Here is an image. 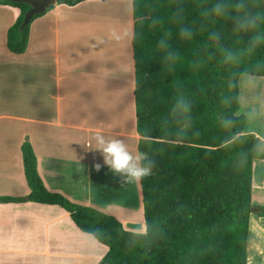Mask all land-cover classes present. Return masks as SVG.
Segmentation results:
<instances>
[{"label":"trees","instance_id":"obj_1","mask_svg":"<svg viewBox=\"0 0 264 264\" xmlns=\"http://www.w3.org/2000/svg\"><path fill=\"white\" fill-rule=\"evenodd\" d=\"M217 3L224 15L211 13ZM0 5L19 11L7 49L24 54L30 24L53 6L22 28L30 7ZM249 14L258 17L256 27L240 29ZM132 17L137 152L153 161L140 181L145 233L126 231L114 217L48 192L24 142L27 200L64 209L81 232L108 249L98 264H246L250 217L264 218V207L252 204L253 163L264 160V144L244 134L239 79L264 77V0H132ZM185 27L191 39L181 36ZM179 97L190 103L186 121L173 111ZM23 201L0 197L2 204Z\"/></svg>","mask_w":264,"mask_h":264},{"label":"crops","instance_id":"obj_2","mask_svg":"<svg viewBox=\"0 0 264 264\" xmlns=\"http://www.w3.org/2000/svg\"><path fill=\"white\" fill-rule=\"evenodd\" d=\"M18 16L16 8L0 5V197L24 199L0 203V264H98L108 249L64 209L26 200L21 147L31 145L48 192L121 224L123 209L143 217L140 181L104 165L93 139L99 131L137 153L132 0L56 3L30 24L21 55L7 49ZM256 206L264 207V195ZM252 220L264 227V218L252 215L248 240Z\"/></svg>","mask_w":264,"mask_h":264},{"label":"clouds","instance_id":"obj_3","mask_svg":"<svg viewBox=\"0 0 264 264\" xmlns=\"http://www.w3.org/2000/svg\"><path fill=\"white\" fill-rule=\"evenodd\" d=\"M238 8H243L241 3L237 5ZM226 8L223 4L217 3L211 10L212 14L217 16L224 15ZM258 22V17L255 15H245L239 22L238 27L242 30H248L255 28ZM193 32L185 27L181 29V36L185 39H191ZM115 39H119L113 33ZM213 39H218L214 34ZM161 46L166 47L163 41ZM167 58L169 60L175 59V54L168 52ZM174 112L182 115L187 120V114L190 111V103L184 97H179L173 108ZM95 140V148L103 155V163L107 165L113 172L122 174L132 181L139 182L143 178L149 176L152 171L153 161L141 152H137L135 155L129 152L127 146L122 140L119 139H106L99 131L93 137ZM260 148V145H257ZM101 165H95L97 171L100 170ZM264 255V245L253 235L248 240V255L246 256V264H257V256Z\"/></svg>","mask_w":264,"mask_h":264},{"label":"rangeland","instance_id":"obj_4","mask_svg":"<svg viewBox=\"0 0 264 264\" xmlns=\"http://www.w3.org/2000/svg\"><path fill=\"white\" fill-rule=\"evenodd\" d=\"M122 55H124V53H122ZM111 56H112V52H111ZM117 63H120V61L117 60ZM239 87H240V96H239L240 110L238 114L244 115L247 119V125L244 133L254 134V135L258 134L264 140V80L262 79V77L258 78V77L245 75L242 78H240ZM258 161L259 162H257L254 165V172H253L252 204L254 206L258 204V198H261V196L264 195V190H263L264 188H262L260 185V179L264 177V166L262 165V161L260 160ZM131 198H132V190H131ZM135 199H136V195H135ZM136 202L138 205V200ZM124 210L125 209L121 210L123 214H125L126 221H124L125 223H122L124 228L127 231L133 233H139V234H141L142 232L145 233V224L143 217L139 216V218L138 217L134 218L133 212L131 214L129 213L128 210L127 211ZM130 210L136 211V208L135 210L133 209ZM253 235H255V237L261 242L262 245H264V227L255 224L254 220H252L251 222L250 237H252ZM257 264H264V255L257 256Z\"/></svg>","mask_w":264,"mask_h":264},{"label":"water","instance_id":"obj_5","mask_svg":"<svg viewBox=\"0 0 264 264\" xmlns=\"http://www.w3.org/2000/svg\"><path fill=\"white\" fill-rule=\"evenodd\" d=\"M14 3H24L30 7L26 12L24 17V22L22 28L29 24V22L37 15L45 13L50 7L57 3V0H7ZM27 200V199H26ZM253 212H258L259 210L254 208Z\"/></svg>","mask_w":264,"mask_h":264}]
</instances>
